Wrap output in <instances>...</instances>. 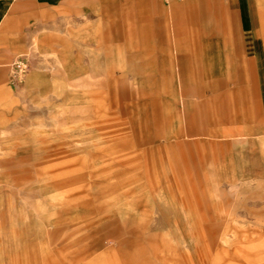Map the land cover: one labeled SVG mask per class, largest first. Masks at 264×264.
I'll use <instances>...</instances> for the list:
<instances>
[{
    "label": "rangeland",
    "instance_id": "1",
    "mask_svg": "<svg viewBox=\"0 0 264 264\" xmlns=\"http://www.w3.org/2000/svg\"><path fill=\"white\" fill-rule=\"evenodd\" d=\"M149 1L175 27L181 2ZM237 13L241 40L195 58L194 74L117 40L79 65L51 56L0 137V264H264V0H226V32ZM209 98L221 127L206 124Z\"/></svg>",
    "mask_w": 264,
    "mask_h": 264
},
{
    "label": "crops",
    "instance_id": "2",
    "mask_svg": "<svg viewBox=\"0 0 264 264\" xmlns=\"http://www.w3.org/2000/svg\"><path fill=\"white\" fill-rule=\"evenodd\" d=\"M229 8L240 7L229 4ZM225 9L226 0H185L171 7L175 27L171 24L169 27L166 8L149 0H0V137L17 119L21 95L43 88L44 72L50 61L70 64L72 57L74 65H79L83 49L92 55L97 41L102 42L106 56L111 55L117 40L123 42L122 47L129 55L155 58L156 67L159 58H164L171 71L173 63L177 64L180 59L182 71L193 74L201 71L195 69L201 65L195 58L218 57L214 52H219V42L242 38L241 14L234 16L233 25L238 26L237 29L226 32L225 25L230 22L226 21ZM206 24L223 28L205 32ZM262 38L264 41V19ZM83 41L88 43L83 46ZM204 41L217 42L216 47L210 49L209 44L202 43ZM54 55L61 59L56 62L51 57ZM20 56L27 57L31 69L23 86L15 88L9 83L10 67ZM255 85L254 123L263 132L264 94L262 87ZM207 90L214 91L211 86ZM217 104L214 98L204 102L208 126L223 125ZM181 109L187 125L192 124L195 117L188 114L184 102ZM84 253L82 251L81 259L87 257L88 253Z\"/></svg>",
    "mask_w": 264,
    "mask_h": 264
},
{
    "label": "built area",
    "instance_id": "3",
    "mask_svg": "<svg viewBox=\"0 0 264 264\" xmlns=\"http://www.w3.org/2000/svg\"><path fill=\"white\" fill-rule=\"evenodd\" d=\"M162 3L170 4L183 2L184 0H157ZM30 62L25 56L18 57L10 67L9 83L12 87L18 88L23 86L30 72Z\"/></svg>",
    "mask_w": 264,
    "mask_h": 264
}]
</instances>
